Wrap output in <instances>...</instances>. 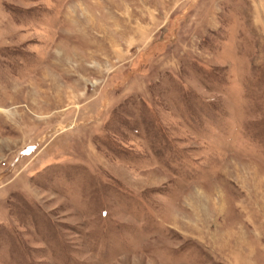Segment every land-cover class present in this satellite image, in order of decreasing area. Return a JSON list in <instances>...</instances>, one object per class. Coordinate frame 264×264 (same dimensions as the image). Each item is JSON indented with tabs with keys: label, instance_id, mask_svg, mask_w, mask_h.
<instances>
[{
	"label": "rangeland",
	"instance_id": "rangeland-1",
	"mask_svg": "<svg viewBox=\"0 0 264 264\" xmlns=\"http://www.w3.org/2000/svg\"><path fill=\"white\" fill-rule=\"evenodd\" d=\"M0 264H264V0H0Z\"/></svg>",
	"mask_w": 264,
	"mask_h": 264
}]
</instances>
